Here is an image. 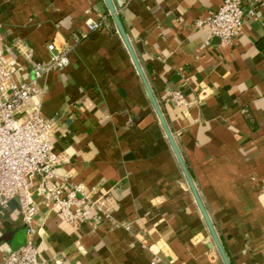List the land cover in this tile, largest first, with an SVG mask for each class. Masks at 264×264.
<instances>
[{"label":"crops","instance_id":"obj_1","mask_svg":"<svg viewBox=\"0 0 264 264\" xmlns=\"http://www.w3.org/2000/svg\"><path fill=\"white\" fill-rule=\"evenodd\" d=\"M223 44L206 24L223 0H113L232 264H264V0ZM100 24L96 31L89 23ZM0 33L29 81L48 45L70 64L40 81L63 186L105 194L110 218L72 224L37 189L45 264H225L103 0H0ZM179 92L185 103L172 95ZM0 264L28 241L18 200L0 211Z\"/></svg>","mask_w":264,"mask_h":264},{"label":"built area","instance_id":"obj_2","mask_svg":"<svg viewBox=\"0 0 264 264\" xmlns=\"http://www.w3.org/2000/svg\"><path fill=\"white\" fill-rule=\"evenodd\" d=\"M254 14V9H246L242 0H223L217 10L197 24L208 25L212 34L228 45L242 32L246 16ZM88 27L96 31L100 24L92 21ZM15 47L32 65L33 76L26 82L16 81L18 64L8 53L0 33V211L18 200L28 241L10 250L4 263L45 264L40 260L39 248L33 239V222L38 210L34 189L39 191L46 205L57 208L72 224L91 220L93 211L105 219L110 218L108 199L105 194L95 197L96 190H88L81 184L63 186L56 179L55 169L63 157L54 152V119L41 112L44 90L40 81L50 71L64 70L70 64V49H58L50 43V59L41 63L32 58L31 51ZM172 99L185 103L179 92L174 93Z\"/></svg>","mask_w":264,"mask_h":264},{"label":"water","instance_id":"obj_3","mask_svg":"<svg viewBox=\"0 0 264 264\" xmlns=\"http://www.w3.org/2000/svg\"><path fill=\"white\" fill-rule=\"evenodd\" d=\"M103 1L105 3L106 7L108 8L109 12H110V15L113 18V21H114L115 26H116V28L118 30V33L120 34L123 42L125 43L128 51L130 53V56H131L132 61H133L134 65H135V67H136L138 75H139V77H140V79H141V81H142V83H143V85L145 87L146 93H147V95H148V97H149V99H150V101L152 103V106L154 107V110L156 111V113H157V115L159 117V120H160V122H161V124H162V126H163V128H164V130L166 132V135H167V137H168V139H169V141H170V143H171V145L173 147V150H174V152L176 154V157H177L178 161L181 164V167H182V169L184 171V174H185V176L187 178V181H188V183H189V185H190V187H191V189H192V191H193V193L195 195V198H196V200H197V202L199 204V207H200V209H201V211H202V213L204 215V218L206 220V223L208 225V228L210 230V233L212 235L214 243L216 244V246H217V248H218V250H219V252H220V254L222 256V259H223L224 263L225 264H232L230 259H229V257H228V255H227V253H226V250H225V248H224V246H223V244H222V242H221V240H220V238H219V236H218V234L216 232V229H215V227H214V225H213V223H212V221L210 219V216H209L207 210L205 209V207H204V205L202 203V200H201V198H200V196H199V194H198V192L196 190V187L194 185L193 179H192V177H191V175L189 173V170H188V168L186 166V163H185V161H184V159H183V157H182V155L180 153V150H179L178 145H177V143L175 141V138H174V136L172 134V131L170 130V128L168 126V123H167V121H166V119H165V117L163 115V112H162V110L160 108V105H159V103H158V101H157V99H156V97H155V95L153 93V90H152V88L150 86V83H149V81H148V79H147V77H146V75L144 73V70H143V68H142V66H141V64H140V62H139L134 50H133V47H132V45L130 43L128 34L126 32V29L124 27V24H123V22H122V20H121V18L119 16V14L117 12V9H116V7L114 5V2H113V0H103Z\"/></svg>","mask_w":264,"mask_h":264}]
</instances>
